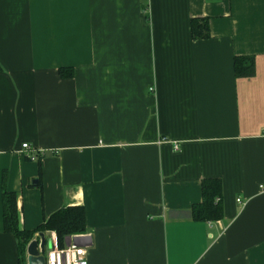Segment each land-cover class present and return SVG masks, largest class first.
I'll return each instance as SVG.
<instances>
[{
	"label": "crops",
	"instance_id": "1",
	"mask_svg": "<svg viewBox=\"0 0 264 264\" xmlns=\"http://www.w3.org/2000/svg\"><path fill=\"white\" fill-rule=\"evenodd\" d=\"M0 68V264L3 179L23 229L86 209L87 264H264V0H0ZM205 178L220 220L192 218Z\"/></svg>",
	"mask_w": 264,
	"mask_h": 264
},
{
	"label": "trees",
	"instance_id": "2",
	"mask_svg": "<svg viewBox=\"0 0 264 264\" xmlns=\"http://www.w3.org/2000/svg\"><path fill=\"white\" fill-rule=\"evenodd\" d=\"M190 27L194 39L200 40L210 37L208 18H192ZM233 60L236 77L254 75L255 60L253 56H235ZM66 71V69L60 70L62 77H70L67 76ZM37 186L42 187L41 181ZM201 191L202 200L193 204L191 209L192 218L198 221L220 220L223 214L221 180L219 178H205L201 185ZM2 197L4 230L12 233L18 241L19 264H26L27 245L33 240L34 234L37 232H55L57 245L60 248H63L67 244L68 237L87 232L86 209L81 205L64 206L44 219L41 225L34 229V231H29L21 228L19 225L18 196L15 192L7 189L5 179H3Z\"/></svg>",
	"mask_w": 264,
	"mask_h": 264
},
{
	"label": "built area",
	"instance_id": "3",
	"mask_svg": "<svg viewBox=\"0 0 264 264\" xmlns=\"http://www.w3.org/2000/svg\"><path fill=\"white\" fill-rule=\"evenodd\" d=\"M23 149H29L27 143L22 144ZM30 159L36 160L37 154H32L28 156ZM238 203L241 202L239 198L236 199ZM52 246L49 250H46L45 254V264H87L84 259V252L82 248L75 244L74 242L67 243L63 248L58 247L57 238L55 232L51 235Z\"/></svg>",
	"mask_w": 264,
	"mask_h": 264
},
{
	"label": "water",
	"instance_id": "4",
	"mask_svg": "<svg viewBox=\"0 0 264 264\" xmlns=\"http://www.w3.org/2000/svg\"><path fill=\"white\" fill-rule=\"evenodd\" d=\"M38 236L40 240L34 238V240H32L27 245V249H26V253L28 254L27 264H45V254H46L45 252L47 249L51 248V243L48 242V245L46 246L47 239L45 238L44 233L42 232L38 233ZM70 242H68V244ZM73 242L75 244H79L76 239L73 240Z\"/></svg>",
	"mask_w": 264,
	"mask_h": 264
}]
</instances>
